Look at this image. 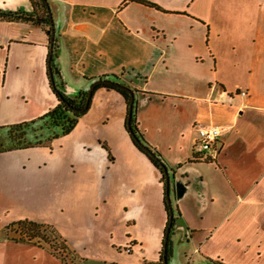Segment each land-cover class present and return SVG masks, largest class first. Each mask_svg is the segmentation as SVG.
<instances>
[{
  "label": "crops",
  "instance_id": "0c3cea01",
  "mask_svg": "<svg viewBox=\"0 0 264 264\" xmlns=\"http://www.w3.org/2000/svg\"><path fill=\"white\" fill-rule=\"evenodd\" d=\"M147 1L158 7L47 0L59 90L75 97L108 79L133 91L137 126L172 174V254L173 238L185 237V264H264V0ZM0 9L33 7L0 0ZM49 44L41 24L0 19V130L57 104ZM127 109L120 92L95 86L69 133L47 146L0 145V230L30 219L53 225L80 259L109 251L112 261H157L164 187L130 138ZM208 124L230 128L213 161L193 160L194 125ZM0 264L64 262L45 245L6 237Z\"/></svg>",
  "mask_w": 264,
  "mask_h": 264
},
{
  "label": "trees",
  "instance_id": "16d2710c",
  "mask_svg": "<svg viewBox=\"0 0 264 264\" xmlns=\"http://www.w3.org/2000/svg\"><path fill=\"white\" fill-rule=\"evenodd\" d=\"M133 1H138L149 6L158 7L156 4L149 2L147 0H133ZM30 2L33 7L32 13H26L23 11L10 12V11H3L0 9V19L8 20V21H19V20L32 21L36 24H41L42 26H44L46 32L50 34L49 14L44 0H30ZM54 56H55L54 53L52 52L48 53L46 58V67H47L50 87L52 88L54 94L56 95L57 104L48 111H46L44 114L34 119L7 125L6 128H7L8 138L11 141V147L31 146L33 145L31 144V140L35 141L34 145H44V146L49 145L54 138L69 133L75 126L79 116L82 115L89 106L90 99L86 108L81 110L86 100L85 92L79 93L75 97H67L61 92V90H59L57 85H55L54 70L56 71L57 69L54 65ZM49 69L51 72H49ZM99 86L115 89L116 91L120 92L126 99L128 105L130 98L129 93L126 90L120 88L117 83L111 82L108 84L96 85V87ZM128 121H129V125H128ZM126 129L133 143L136 145V147L140 149L142 152H144L148 156V158L152 161L154 166H156V168H158V170L160 171L161 181L163 182V187H164V197H165L166 184L164 180L163 170L161 167L162 165L165 166V164L161 160L160 154L150 144H148V142L144 139L143 134L140 132L135 118L134 105L130 111L127 109ZM18 139H21L23 144L16 143L19 141ZM137 140L140 143H142L144 147L148 148L152 153H154L156 159L153 158L150 154H148L142 147H140ZM192 159L197 160V155L194 152H192ZM169 178L171 181L172 174L170 173H169ZM169 188H170V182H169ZM165 207L168 211V206L166 202H165ZM173 225H174V219L170 227L168 241L166 243H164V241L162 242V248L160 251L159 259L157 261H148V262L145 261L142 264H164L165 260L168 262L172 254L170 233L173 229ZM166 227H167V223H166ZM3 232L5 234H7V232L16 233L17 237L10 238L14 241H29L41 245L40 242L41 240L50 245L51 243L61 244L62 245L61 248L67 249L69 247V245L66 242V239L62 237V235L58 232V230L49 223L38 222L30 219H19L10 222L8 225H6L5 228L0 233ZM51 249L52 250L50 249L49 250L58 256V254L54 252L55 249L54 248ZM164 251H165V260L163 259ZM71 253L73 255H77L73 249H71ZM60 259L65 264V261L61 257Z\"/></svg>",
  "mask_w": 264,
  "mask_h": 264
},
{
  "label": "rangeland",
  "instance_id": "374dc122",
  "mask_svg": "<svg viewBox=\"0 0 264 264\" xmlns=\"http://www.w3.org/2000/svg\"><path fill=\"white\" fill-rule=\"evenodd\" d=\"M108 80V79H107ZM54 81H55V85H57V87L60 89V85L57 83L58 79L56 78V76L54 75ZM111 82H115L117 83V81L114 80H110ZM119 84V83H118ZM19 141L16 143L19 144H23L21 139H18ZM10 142V143H9ZM8 144L11 145V141L9 140L8 136H7V132L5 129L0 130V145L2 146H7ZM25 144V142H24ZM31 144H35V141L31 140ZM199 168H209V165H198ZM191 181L193 182V184H196V178L192 177ZM175 189L171 188V181H170V188H169V199H170V205L172 210H174V205H175V194H174ZM195 216L197 218V220L200 219V215L199 213H195ZM2 230H0L1 232ZM4 237H17V234L14 232H7V234L0 233V238H4ZM172 237V236H170ZM174 249H173V254H171L172 256H170L169 260H168V264H181L184 263L187 259V256H190L193 252H192V244L191 243H187L185 237H183L182 239H180V237H174ZM42 245H45L47 248H49L50 250H52L51 248L55 249V253L58 254V256H60L64 261L65 264H114L113 262H117L118 264H132L131 262L128 261H134V257H127L125 255H122L123 258L121 261H112L110 260V256H109V251L104 252L103 254L106 255V259L104 260H98V259H94L93 257H87V256H82L83 258H79L77 255H73L71 253V249L68 247L66 248H61L62 245L61 244H54L51 243H45L43 241H41ZM52 246V247H51ZM118 257H120V255H118ZM116 263V264H117Z\"/></svg>",
  "mask_w": 264,
  "mask_h": 264
},
{
  "label": "water",
  "instance_id": "95a60500",
  "mask_svg": "<svg viewBox=\"0 0 264 264\" xmlns=\"http://www.w3.org/2000/svg\"><path fill=\"white\" fill-rule=\"evenodd\" d=\"M48 14H49V22H50V44H49V52H52V45H53V40H54V24L52 21V16L50 14V9L48 6V2L47 0H44ZM49 72L50 69H49ZM111 83L110 80L107 79H99L97 81H95L90 88L88 89L87 93H86V100H85V104L84 106L81 108V110L85 109L86 106L88 105L89 99L91 97L92 91L95 88L96 85L98 84H108ZM118 84V83H117ZM118 86L124 90H126L129 93V103H128V110L130 111L133 107V103H134V94L133 91L122 85V84H118ZM128 125H129V121H128ZM138 141V140H137ZM138 144L140 145V147H142L148 154H150L153 158L156 159V156L154 155V153H152L148 148L144 147V145L142 143H140L138 141ZM162 170H163V175H164V180H165V184H166V192H165V202L168 206V221H167V227L165 229V235H164V243H166L168 241V237H169V232H170V227L172 225V221H173V212H172V208L170 205V199H169V182H170V178H169V173L166 169V167L164 165L161 166ZM163 259L165 260V251L163 252ZM164 264H168V262L165 260Z\"/></svg>",
  "mask_w": 264,
  "mask_h": 264
},
{
  "label": "built area",
  "instance_id": "2783aa9c",
  "mask_svg": "<svg viewBox=\"0 0 264 264\" xmlns=\"http://www.w3.org/2000/svg\"><path fill=\"white\" fill-rule=\"evenodd\" d=\"M245 93V92H241ZM197 138L194 142L197 158L200 160L213 161L219 150L220 137L230 128L218 124L194 125Z\"/></svg>",
  "mask_w": 264,
  "mask_h": 264
}]
</instances>
